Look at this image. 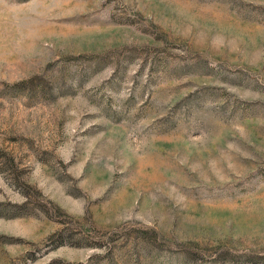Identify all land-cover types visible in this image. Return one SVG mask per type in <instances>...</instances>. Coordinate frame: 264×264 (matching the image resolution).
I'll return each instance as SVG.
<instances>
[{"label":"rangeland","instance_id":"rangeland-1","mask_svg":"<svg viewBox=\"0 0 264 264\" xmlns=\"http://www.w3.org/2000/svg\"><path fill=\"white\" fill-rule=\"evenodd\" d=\"M250 254L264 0H0V264Z\"/></svg>","mask_w":264,"mask_h":264},{"label":"trees","instance_id":"trees-1","mask_svg":"<svg viewBox=\"0 0 264 264\" xmlns=\"http://www.w3.org/2000/svg\"><path fill=\"white\" fill-rule=\"evenodd\" d=\"M48 86V85H47ZM50 90V87L42 86V90ZM54 236L52 235L50 237V240H53ZM55 242V241H54ZM242 260L239 261L240 263H247V264H264V255L261 254H250V255H245L244 257L241 258Z\"/></svg>","mask_w":264,"mask_h":264}]
</instances>
